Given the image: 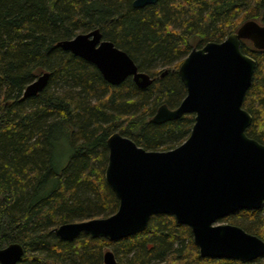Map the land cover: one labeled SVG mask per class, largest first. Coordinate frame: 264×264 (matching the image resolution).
I'll return each mask as SVG.
<instances>
[{
    "label": "trees",
    "instance_id": "16d2710c",
    "mask_svg": "<svg viewBox=\"0 0 264 264\" xmlns=\"http://www.w3.org/2000/svg\"><path fill=\"white\" fill-rule=\"evenodd\" d=\"M133 2L0 0V247L23 244L17 264H105L109 249L116 264H264V256L250 262L201 256L191 228L172 214H154L144 230L116 241L55 234L63 223L118 210L105 178L113 132L148 150L172 149L189 137L194 113L163 123L152 117L186 96L178 69L191 50L224 40L248 20L264 24V0ZM96 28L153 77L149 86L131 76L113 85L94 63L57 45ZM241 49L257 61L243 102L253 116L246 133L264 143V49L247 39ZM45 71L48 84L25 97ZM219 222L264 239V205Z\"/></svg>",
    "mask_w": 264,
    "mask_h": 264
},
{
    "label": "water",
    "instance_id": "95a60500",
    "mask_svg": "<svg viewBox=\"0 0 264 264\" xmlns=\"http://www.w3.org/2000/svg\"><path fill=\"white\" fill-rule=\"evenodd\" d=\"M157 1L133 4L144 7ZM244 39L264 49V24L248 20L224 40L194 47L180 64L187 94L176 108L162 104L152 121L194 113V125L183 143L148 150L119 131L108 137L105 178L119 198L118 210L107 217L63 223L54 228L57 236L73 240L85 233L116 241L144 230L154 214H172L191 228L203 257L250 262L264 256V239L239 225L219 222L241 209L264 205V143L246 133L253 116L243 106L257 61L242 51ZM57 45L94 63L113 85L130 76L141 88L153 82L126 51L103 39L99 28ZM49 78V71L41 73L27 85L24 96L37 95ZM24 254L23 244L11 242L0 247V264H17ZM104 263H117L113 250L105 251Z\"/></svg>",
    "mask_w": 264,
    "mask_h": 264
}]
</instances>
